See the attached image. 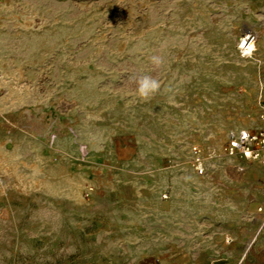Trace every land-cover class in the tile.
Segmentation results:
<instances>
[{
    "label": "rangeland",
    "instance_id": "obj_1",
    "mask_svg": "<svg viewBox=\"0 0 264 264\" xmlns=\"http://www.w3.org/2000/svg\"><path fill=\"white\" fill-rule=\"evenodd\" d=\"M241 129L264 130V0H0V264H264Z\"/></svg>",
    "mask_w": 264,
    "mask_h": 264
},
{
    "label": "built area",
    "instance_id": "obj_2",
    "mask_svg": "<svg viewBox=\"0 0 264 264\" xmlns=\"http://www.w3.org/2000/svg\"><path fill=\"white\" fill-rule=\"evenodd\" d=\"M255 34L252 32L244 33L238 40L236 48L241 56H248L254 46ZM224 151L228 155L239 154L248 160H256L264 165V130L250 131L241 129L231 131L228 134ZM193 152L197 154L194 147ZM197 173H202L200 163L195 165Z\"/></svg>",
    "mask_w": 264,
    "mask_h": 264
},
{
    "label": "clouds",
    "instance_id": "obj_3",
    "mask_svg": "<svg viewBox=\"0 0 264 264\" xmlns=\"http://www.w3.org/2000/svg\"><path fill=\"white\" fill-rule=\"evenodd\" d=\"M152 63L159 67L163 60L159 56L151 57ZM161 90V83L151 75L141 76L137 81L136 94L143 101H149L152 97L157 95Z\"/></svg>",
    "mask_w": 264,
    "mask_h": 264
}]
</instances>
